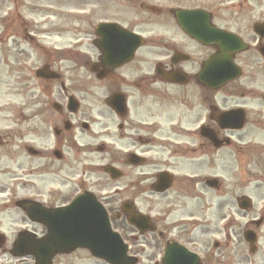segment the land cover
<instances>
[{
	"label": "flooded vegetation",
	"instance_id": "obj_1",
	"mask_svg": "<svg viewBox=\"0 0 264 264\" xmlns=\"http://www.w3.org/2000/svg\"><path fill=\"white\" fill-rule=\"evenodd\" d=\"M129 1L140 11L89 29H78V0L64 14L71 30L36 29L24 0L0 13V264H35L13 246L59 241L61 210L76 198L79 220L102 206L136 264H165L174 244L184 252L172 246V264H191L189 254L218 264L231 238L203 239L211 212L217 223L241 216L231 221L236 264H264V0H147L155 10ZM101 23L142 39L130 61L105 66ZM108 31L114 48L131 46ZM67 33L57 48L51 37ZM78 254L98 261L77 249L50 264H78Z\"/></svg>",
	"mask_w": 264,
	"mask_h": 264
},
{
	"label": "rangeland",
	"instance_id": "obj_2",
	"mask_svg": "<svg viewBox=\"0 0 264 264\" xmlns=\"http://www.w3.org/2000/svg\"><path fill=\"white\" fill-rule=\"evenodd\" d=\"M25 2L31 4L29 5L31 8L30 10L23 11L24 12V18L32 22L34 27L37 29L35 25H42V29H58L65 27L66 29H74L76 28L77 21L73 19H68L65 21L64 14L65 13H75L77 10L76 7V0H59L60 3L57 1H51V0H24ZM65 1V3H63ZM147 4H154L153 1H147ZM2 2V4H1ZM49 4V5H48ZM13 5L10 3V0H0V13L1 15H4L7 12H12ZM98 8V9H96ZM59 9L60 15H56L57 10ZM125 12H128L133 16L135 13L139 12L136 4L131 3L129 0H78V29H89L91 25L93 26L95 23L103 20V19H122L125 14ZM30 12V13H28ZM148 26L145 28L147 30H154L156 29L154 20L149 21ZM73 39V36L71 33L64 34L61 37H51V40L55 42L57 48H62L63 46L67 45V43ZM39 66V63H35V67L37 68ZM82 75L85 76V80L88 81L89 74L86 73V71L82 70ZM91 77V76H90ZM11 100L10 97L5 96L3 99V103L9 102ZM91 101L87 100L86 105L90 104ZM88 107V106H86ZM95 157H97V160L95 162H98L99 165H103L105 163L106 156L103 154H98ZM241 216L237 215L234 212L226 213L223 217H219V223L215 221L217 219L215 217V214L211 212L209 214L210 219V233L205 235L203 239L208 240H214L222 238L221 243L227 237L225 236V233L229 234V237L231 240H229L231 247L230 250H216L215 253H220L222 256L219 258L218 264H236L237 259L234 257L236 255L235 245H237V237L239 235H236L237 228L233 227L234 223L231 221H241ZM251 215H249L248 218H250ZM207 222V220H206ZM218 224V228L221 229V226H225L224 229H222V232L220 234L217 233L215 225ZM198 231V230H197ZM78 254V264H105L101 261H95ZM261 263L260 261L258 264Z\"/></svg>",
	"mask_w": 264,
	"mask_h": 264
},
{
	"label": "water",
	"instance_id": "obj_3",
	"mask_svg": "<svg viewBox=\"0 0 264 264\" xmlns=\"http://www.w3.org/2000/svg\"><path fill=\"white\" fill-rule=\"evenodd\" d=\"M105 29H107V27H100L97 30V35H99L101 40L96 43L104 55V61L107 64H113L112 66L128 61L139 43L137 44V41L132 42L131 47L127 49L114 48L113 46L115 44L109 40V32H106ZM221 46L224 50L229 51L232 46V41L223 37ZM216 74L218 77L220 76V72ZM221 82L223 81L219 83ZM78 208V201H75L67 207V209L61 210V212L66 215L60 216V222L62 218H65L66 222H63L60 226L62 233L59 241L53 244H48L45 241L43 243H37L31 249L23 253L32 254L35 257L36 264H49L51 258L56 253H69L76 248H86L93 256L109 264L135 263L133 259L127 257V247L122 243L120 237L111 231L106 214L100 207H96L95 205L93 211L95 216L90 222L82 217L79 220L78 215H80L81 210ZM69 218L72 219L68 220ZM192 256L191 264H197V256ZM175 257L176 256H171V252L166 251L163 262L165 264H172L173 261H176V259H174ZM183 257L186 262V257ZM179 264H184L182 258H179Z\"/></svg>",
	"mask_w": 264,
	"mask_h": 264
}]
</instances>
